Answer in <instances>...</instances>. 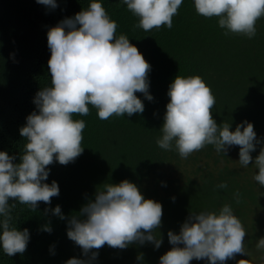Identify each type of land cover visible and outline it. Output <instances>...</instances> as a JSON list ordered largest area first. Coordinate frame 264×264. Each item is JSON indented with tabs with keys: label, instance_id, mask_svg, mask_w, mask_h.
<instances>
[{
	"label": "trees",
	"instance_id": "obj_1",
	"mask_svg": "<svg viewBox=\"0 0 264 264\" xmlns=\"http://www.w3.org/2000/svg\"><path fill=\"white\" fill-rule=\"evenodd\" d=\"M91 2L56 0L57 7L51 9L36 0H0V151L15 156V162H19L27 142L19 129L26 124V117L37 111L35 94L51 86L47 32L87 9ZM99 2L117 22L116 35H126L151 65L148 80L153 100L136 93L144 111L131 117L100 120L91 105L88 116H73L86 123L84 150L68 165L54 161L48 166L49 176L44 183L55 181L59 187V195L50 204L39 202L33 212L18 201H10L16 204L11 213L12 226L28 229L29 242L23 254L7 256L0 248V264H65L70 258L87 264H159V258L172 247L169 231L178 234L190 213L218 212L224 204L233 208L247 233V255L237 254L225 264H238L241 259L247 264H264V250L256 247L264 237V186L253 179L258 171L254 164L240 165L239 146L223 154L207 145L182 159L174 149L166 151L156 143L169 102V85L177 75H198L216 98L212 116L218 125L227 122L230 130L244 121L253 125L260 141L250 153L254 162L264 147V18L257 21V34L252 39L225 36L216 18L198 15L194 0H183L171 29L145 32L135 27L138 18L121 0ZM123 180L134 183L145 199L162 205L157 230L162 244L158 249L149 242L126 249L105 245L93 250L97 256L91 259V252L84 255L68 239V219L79 214L88 200H94L97 188ZM221 183H227V188H218ZM237 192L240 203L236 202ZM57 205L65 219L52 214ZM46 224L52 229L50 233L42 230ZM141 254L143 258L138 260ZM190 264L208 261L193 259Z\"/></svg>",
	"mask_w": 264,
	"mask_h": 264
},
{
	"label": "clouds",
	"instance_id": "obj_2",
	"mask_svg": "<svg viewBox=\"0 0 264 264\" xmlns=\"http://www.w3.org/2000/svg\"><path fill=\"white\" fill-rule=\"evenodd\" d=\"M36 2L51 9L57 7L56 0ZM121 3L138 18L135 27L149 32L162 27L171 29L183 0H121ZM194 8L206 19L216 18L225 36L252 39L257 34V21L264 18V0H194ZM117 28V22L110 19L102 3L92 0L87 9L65 18L47 32L51 86L35 94L33 103L37 111L29 114L26 124L19 129L20 136L27 141L19 162H15V156L0 151V248L7 256L23 254L29 242L28 229L17 230L12 226L11 213L16 204L10 201H18L33 212L39 202L50 204L59 195V187L55 181L44 183L49 176L48 166L54 161L68 165L84 150L86 123L73 116H88L91 105L100 120L131 117L144 111L136 93L153 100L148 80L151 65L126 35H116ZM167 95L169 102L161 136L156 141L159 148L174 149L186 159L207 145L223 154L232 146H239L240 165L254 164L258 171L253 179L264 186V147L253 162L250 153L260 141L251 123L237 124L235 130H230L227 122L218 125L212 116L216 98L198 75H177ZM217 187L227 188V183ZM235 195L240 203L239 193ZM51 211L65 219L60 206ZM162 214V205L145 199L134 183L128 180L105 183L101 189L97 188L94 200H88L79 214L68 219L66 234L84 255L91 252V259L97 256L93 250L105 245L126 249L132 244L149 242L158 249L162 244L157 231ZM42 230L52 231L47 224ZM246 235L229 204L218 212L190 213L178 234L167 233L172 247L159 258V264H190L193 259L225 264L237 254L247 255ZM256 247L264 250V237L257 241ZM142 258V254L137 256L138 260ZM65 264H87V261L70 258ZM238 264L247 261L241 259Z\"/></svg>",
	"mask_w": 264,
	"mask_h": 264
},
{
	"label": "rangeland",
	"instance_id": "obj_3",
	"mask_svg": "<svg viewBox=\"0 0 264 264\" xmlns=\"http://www.w3.org/2000/svg\"><path fill=\"white\" fill-rule=\"evenodd\" d=\"M257 254H258V256H259V255H261V253H260V252H259V253H257ZM250 256H251V255H250Z\"/></svg>",
	"mask_w": 264,
	"mask_h": 264
}]
</instances>
